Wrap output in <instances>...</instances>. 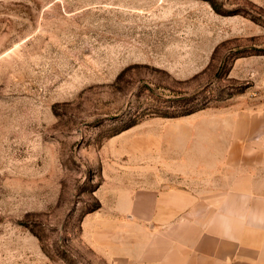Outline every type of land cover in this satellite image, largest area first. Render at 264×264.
I'll return each mask as SVG.
<instances>
[{"label": "rangeland", "instance_id": "obj_1", "mask_svg": "<svg viewBox=\"0 0 264 264\" xmlns=\"http://www.w3.org/2000/svg\"><path fill=\"white\" fill-rule=\"evenodd\" d=\"M197 125L264 163V0H0V264H110L85 217Z\"/></svg>", "mask_w": 264, "mask_h": 264}, {"label": "crops", "instance_id": "obj_2", "mask_svg": "<svg viewBox=\"0 0 264 264\" xmlns=\"http://www.w3.org/2000/svg\"><path fill=\"white\" fill-rule=\"evenodd\" d=\"M177 131L104 194L87 235L110 264H264V163L235 126L228 141L212 125Z\"/></svg>", "mask_w": 264, "mask_h": 264}, {"label": "trees", "instance_id": "obj_3", "mask_svg": "<svg viewBox=\"0 0 264 264\" xmlns=\"http://www.w3.org/2000/svg\"><path fill=\"white\" fill-rule=\"evenodd\" d=\"M200 108H194V109H182L183 111H182V113L181 114H179V116H183V115H186V114H191V113H194L195 111H197V110H199ZM163 117H166V116H163ZM136 123L135 122H132V123H130L126 128H129V127H131V126H133V125H135Z\"/></svg>", "mask_w": 264, "mask_h": 264}, {"label": "clouds", "instance_id": "obj_4", "mask_svg": "<svg viewBox=\"0 0 264 264\" xmlns=\"http://www.w3.org/2000/svg\"><path fill=\"white\" fill-rule=\"evenodd\" d=\"M257 222H259V221H257ZM225 235H228V232H226Z\"/></svg>", "mask_w": 264, "mask_h": 264}]
</instances>
